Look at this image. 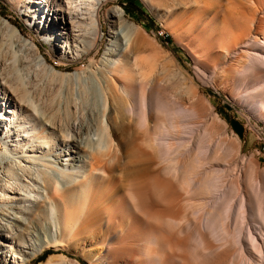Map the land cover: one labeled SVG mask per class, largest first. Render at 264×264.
<instances>
[{
    "label": "rangeland",
    "instance_id": "374dc122",
    "mask_svg": "<svg viewBox=\"0 0 264 264\" xmlns=\"http://www.w3.org/2000/svg\"><path fill=\"white\" fill-rule=\"evenodd\" d=\"M192 1L155 0L149 4L144 0H113L100 10L101 39L92 43L90 35L81 36L89 41L87 48L69 41L71 54L64 58L58 50L59 29L44 31L47 27L41 12L56 15L61 9L72 11L67 3L74 6V0H0L1 18L33 44L47 67L55 66L61 74L83 70L84 82H60L34 66L32 57L18 51L15 38L0 25V72L44 114L69 111L72 119L76 117L74 128L80 120L86 126L94 123L91 115L101 108V104L97 105L101 98L98 99L97 82L89 73L91 69L99 72L112 60L127 63L147 78L155 104L148 130L139 119H131L104 157L95 154L105 172L89 179V188L62 190L57 206L50 205L44 194L38 206H32L31 196L25 203L20 197L0 200V211L6 215L0 220L4 225H13L16 218L22 221L26 216L20 210L43 213V219L31 223L24 244L13 239L7 247L0 245V264L7 259L10 262L14 255L30 259L21 249L29 253L27 246L31 243L34 248L41 245V252L34 261L20 264H245L233 241L236 231L250 227L264 234V224L252 212L250 203L249 208H240L239 192L250 199L257 195L264 199V116L255 112L242 94L246 90L255 92L264 79L239 72L247 61L243 56L245 45L254 39L264 42V0H205L219 7L203 19ZM110 10L123 12V27L133 25L140 33L137 41L115 42L120 30L106 15ZM80 16V22L86 21L85 16ZM234 31L237 36L243 35L245 43L229 53ZM74 48L79 51L74 52ZM260 72L264 75V70ZM80 83L83 88H78ZM140 92L137 87V99ZM9 96L2 90L0 101L10 105ZM66 100H71L67 108L63 105ZM92 101H96L94 106ZM6 106L1 107L7 110ZM6 127L10 128L8 122L1 121L0 178L4 166H14L15 159L26 164V155L38 157L47 150L25 146L23 153L15 147L16 136L8 138L5 134ZM35 127L40 126L35 123ZM76 137L78 143L95 138L92 132L89 137L84 131ZM60 142L57 144L61 146ZM71 149L63 152L65 157L59 164L80 166V160L69 154L80 157L81 153ZM65 159L71 161L65 163ZM77 175L80 177L81 172ZM83 181L87 182V178ZM86 195L92 207L85 214ZM225 208L227 213L218 222L217 232L213 234L208 227L205 230L209 214ZM61 222L67 224L66 228L61 229ZM225 237L228 242L223 248L220 245L224 241L220 240ZM146 242L151 243L150 251ZM61 243L62 246L48 247ZM217 247L220 255L219 250L227 254V259L223 254L220 259Z\"/></svg>",
    "mask_w": 264,
    "mask_h": 264
},
{
    "label": "bare ground",
    "instance_id": "6f19581e",
    "mask_svg": "<svg viewBox=\"0 0 264 264\" xmlns=\"http://www.w3.org/2000/svg\"><path fill=\"white\" fill-rule=\"evenodd\" d=\"M74 1V6L71 5L72 2L67 3L68 7L71 6L70 8H73L72 11L70 9L68 11L67 9H61L59 10V12H57L56 15H52L46 10L41 12V17L44 21V27H47V30L45 29L44 31H48V29L50 30L52 27H54L55 29H59V35L56 34V36L59 37H57V42L59 43V45L58 43L57 45L59 47V55L64 58L71 54V47H69L68 45L69 41L74 43L76 42L77 44H81L82 47L87 48L89 46V41H87V39L84 41L83 39H81V36L88 35L89 37L90 35L93 38V41L90 40L92 41V43L95 40L101 39L102 24L100 20V10L104 5H107V3L113 0ZM144 1L149 4L155 2V0ZM192 2L198 8L200 18L202 19L205 18L206 15H209L211 12H215L216 9L219 7L205 0H193ZM212 9L215 11H213ZM80 15L85 16L86 18H84L86 21L83 20L84 22H80L81 19H83V17H81ZM106 15L108 16L114 28L116 25L119 26L120 33H117V36L114 39L115 42H117L116 40H126L127 43H129L137 39L140 33L136 28H134L133 25L123 27V12L120 13V11L117 10H110L109 12H107ZM262 20L264 23V19ZM0 25L2 26V28L7 29L9 33L15 38L14 46L16 45L18 47L17 50L23 52L25 56L29 55L34 59V66H36L37 68H43L45 71H47L49 75H51V77L58 79L62 83L69 80H76V82L78 80L83 81L82 78L84 79L85 77L84 75V77L82 76L83 70L81 72L72 74L58 73L54 69L55 66L50 68L49 66L47 67L46 60L42 56L38 54L36 55L37 52L35 53L33 44L21 38L18 30L12 25H10L5 19L1 18V16ZM254 26H256V24ZM113 32L111 33L115 36V33L113 34ZM235 32L236 31H234L231 36L233 43L231 45H233V48H228L229 53H231L234 48L240 47L245 43V38H243V35L240 33V31L239 33L242 36H237L239 34H235ZM49 35H52V31L49 32ZM245 46L246 51L243 56L244 58H246L247 61L244 62L243 68L239 73L241 75L252 77L260 76V80L264 79V75H262L260 72L261 70H264V42H260L259 40L254 39L252 43H249ZM74 49V52L79 51L77 50V48ZM109 54L111 53L109 52ZM89 63H91L90 60ZM104 65H106V68H104L103 66V69H99V66V72L92 71L91 69V72L89 73L90 75L92 74V78L94 77L97 82L95 83L97 89L96 91L99 92V94L97 93L99 97H97L99 100L101 98V101L98 102L97 105L101 104V108L97 112L92 113L91 115V117L95 118L94 123H89V126H86L84 125V121L80 120L76 128H74L72 124V122L76 120V117L72 119L71 115L69 114V111L64 110L62 112L60 110L61 112L59 114H44L40 110V108H38L34 104L32 99L28 98V96H25L22 91H19L16 86H14V83L11 82V80L7 81L6 78L3 76L4 73L2 74L0 72V93L2 90H5L8 94H10V105L7 104V102L5 104L4 102L0 101V122L6 121L10 126L9 129H7L8 127L5 128V134L8 136V138L11 135L16 136V139H14V142H16L15 147L22 149L24 151L23 153H26L25 146L31 147L32 149H47L46 152L38 154V157L26 155L24 157L26 164H22L19 159H15L17 161L14 162V166L12 164L4 166V173L0 178V200L2 199L8 201L20 197L23 198L22 202L25 203L29 201V196H31L32 200H30V202L32 203V206L33 204L35 206H38L40 201L39 198H43L44 194L45 199L48 201V203H50V205L57 206L56 202L61 201L60 198L62 197V190L69 191L71 189H74L73 191H76L79 188H86L88 187L89 179H92L96 174H98V172H105L103 170V162L98 159L95 154H100V156L104 157L105 153L114 143L113 141L118 139L119 136L122 135L123 130L126 128V126L130 125L131 119H139L140 124L143 125L146 130L150 128V116L151 112L154 110L155 107L152 98L151 83H147V78L144 77L138 70L130 69L127 63L124 62L122 64L120 60L108 61ZM85 67L87 68V65ZM86 70L87 69H85L84 71ZM89 74H87L86 77ZM90 75L88 77H91ZM77 85L78 88H83L82 83ZM94 86L91 88H95ZM70 87L72 86L70 85ZM137 87L141 88L139 99H137L136 96ZM256 89V91L254 90L255 92H252L250 90L244 91L242 97L245 98V101L255 112L264 116V81L259 83ZM65 93L67 95V92ZM96 95L94 96L96 97ZM70 101L66 100L64 103L62 102L65 108L69 106ZM95 102L96 101H94V103ZM88 103L91 104V101H88ZM94 103L92 101L93 106L95 105ZM74 104H78V102L75 101ZM5 105H7V110L1 107ZM58 106H60V104ZM19 116L21 118H19ZM10 123L12 125H10ZM35 123H37L40 127L33 128ZM13 130L15 133H13ZM82 131L87 134L89 133V137L92 132L95 138H89L83 143L81 141L78 143L76 140L78 137L76 136L80 135ZM23 134L25 138H22ZM26 138L28 139V141H25L27 140ZM58 140L61 141V146L57 144ZM158 140L161 141L163 139L159 138ZM3 144L5 145V142H3ZM72 147L73 149L78 150V152L81 153V156L79 157L77 155H73L72 153H70L69 156H71L72 159L76 158V160H80V166L76 167L74 165H71L72 167H70L68 166L69 164H59L58 161H62L60 160V158L65 157V155H63V152H69ZM30 153H32V151H30ZM69 161L71 160L65 159V163H69ZM78 171L81 172L80 177L77 175ZM85 178H87V182L83 181ZM211 187V190L213 189L214 191V181H211ZM239 193L242 198L240 202V208L244 209L246 207L249 208L251 206L252 212H254L255 216H257L259 221L263 222L264 224V199L258 195L254 199H250L245 194H242L241 192ZM248 203H250V206ZM84 204L86 206V214L87 209H91L92 207V205H89L88 195H86L84 198ZM241 212L242 211H240V213ZM19 213H24V215L26 216L22 219V221L16 218L14 219L13 225H4L0 222L1 247H7V244H10V241L13 239H15L20 244H24L26 239L28 238L27 235L29 234V229L30 227H32L31 223H33V221L35 220L40 221L41 219H43V213L41 211L38 212L34 210L31 214L30 212H28V210H20ZM226 213L227 208L221 211L215 209L209 214V217L206 218L207 226L204 229L206 230L208 227L209 230H211V232L215 234L218 230V222L220 221V219L225 218ZM2 216L5 217L6 215L3 211H0V220H2ZM56 218L58 221H60L59 216H56ZM87 219L88 218L85 217L83 218V220ZM62 223L63 222H61V229L66 228L67 224L64 225ZM236 232L237 233L235 234V238L233 239V241L235 240L234 242H236L235 244L238 246V250L240 252L241 257H244L243 260L245 261V264H264V234L262 230H258V232H255V230L253 231V228L249 227L247 228V230L244 228V230L240 229ZM223 235L226 236L225 234ZM226 238L227 237L220 240L224 241L220 245V247L224 248V243L227 244L228 241H226ZM52 243L56 242L52 241ZM153 243L157 242L153 241L152 244ZM20 244L18 245V247L20 246ZM146 245L148 250L150 251L151 243L146 242ZM56 246H62V243L59 245L52 244L48 247ZM217 249L218 247L216 248V251ZM21 250L22 254L24 253V255L30 256V259L23 260L20 257L22 255H20L19 257L14 255V257L10 259V262H7L9 261V259H7L4 261V264H20L25 263V261H28L29 263L34 261L35 257H37V253L41 252V245H39L37 248H34L33 244L31 243L27 246V250L29 251V253L23 249ZM219 251H221V255L223 254L224 260L227 259L224 257V255L227 254H224V251L222 250ZM221 255L220 259L222 258ZM247 256L248 259H245V257ZM254 257L257 258L255 259Z\"/></svg>",
    "mask_w": 264,
    "mask_h": 264
}]
</instances>
